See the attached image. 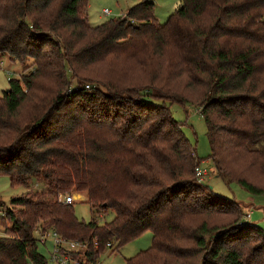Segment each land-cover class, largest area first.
Wrapping results in <instances>:
<instances>
[{
  "label": "trees",
  "instance_id": "obj_1",
  "mask_svg": "<svg viewBox=\"0 0 264 264\" xmlns=\"http://www.w3.org/2000/svg\"><path fill=\"white\" fill-rule=\"evenodd\" d=\"M89 2L0 0V59L33 63L0 97V177L44 183L10 207L0 197V264H50L37 230L88 264L147 232L152 247L127 264H264V229L239 225L256 202L198 183L205 160L169 107L198 108L218 177L264 201L249 180L264 183V0H181L164 24L143 0L99 26ZM75 192L89 223L60 200Z\"/></svg>",
  "mask_w": 264,
  "mask_h": 264
},
{
  "label": "rangeland",
  "instance_id": "obj_2",
  "mask_svg": "<svg viewBox=\"0 0 264 264\" xmlns=\"http://www.w3.org/2000/svg\"><path fill=\"white\" fill-rule=\"evenodd\" d=\"M143 0H90L88 9V20L90 25L99 26L102 23L122 17L126 12L134 7L135 5L141 3ZM154 4L156 2V16L161 24L166 23L169 16L178 9L181 0H151ZM109 10L112 14L109 16L105 15V11ZM124 14V15H123ZM122 15V16H121ZM32 61L28 62V69L24 65L19 63H14L10 61L9 55H3L0 59V97L4 95V92L8 91L9 83L12 79H19L21 75L25 73L26 68L27 73L31 72ZM96 67L92 68L89 73H85L86 78H91L93 80H98ZM76 86V83L73 84ZM156 105H161V102H152ZM168 105V103H167ZM171 113L176 121L182 124L183 134L189 139L194 146H196L197 154L202 159L205 160L202 167L207 169L209 172L208 178H206L207 185L210 190L217 197L235 200L237 202L249 205L250 203L256 202V207L245 209V213L252 215L249 224H255L256 226L264 229V201L261 199L258 202V198L251 196L247 191H245L241 186L234 183L228 185L224 180L218 177V171L214 166L213 162L209 159L211 155V148L209 145L207 137V127L200 114V110L192 105H169ZM249 180L257 185H264L263 182L256 178H249ZM44 187L42 181H36L34 186L30 190L16 188L12 189L10 187L9 179L6 177H0V197L6 202L10 207V201L12 198L21 196L30 191H41ZM74 195L76 202L74 204L75 216L76 218L85 223H89L92 220V213L89 204L87 203V196L84 193H71ZM262 205L259 206V205ZM106 216V217H105ZM103 215L99 219L101 224L105 222H110L115 214L110 212L108 215ZM229 219L219 218L218 220H209L211 226H219V228L226 226ZM242 221L239 222L241 225ZM153 235L151 232L145 233L142 237L131 242L120 252L110 255L109 252L102 255L98 264H127V261L131 258L136 257L143 251H146L152 247ZM39 253L42 256L49 257L48 251L40 246Z\"/></svg>",
  "mask_w": 264,
  "mask_h": 264
},
{
  "label": "built area",
  "instance_id": "obj_3",
  "mask_svg": "<svg viewBox=\"0 0 264 264\" xmlns=\"http://www.w3.org/2000/svg\"><path fill=\"white\" fill-rule=\"evenodd\" d=\"M104 13L106 16L110 15L109 10H106ZM208 175H209L208 170L201 167L197 171L198 183L201 185L206 184V178ZM60 200L65 205L74 204L76 202V199L73 194H69L66 197L60 196ZM250 213L244 217L243 221L240 223L241 226L249 223V221L252 218V215ZM34 235L37 244L45 247L46 250L48 251L49 253L48 258L50 264H88L85 261H79L78 259H73L71 256V253H73V251H75L78 247H80L79 244L60 239L58 236H56V234L50 232H41L37 230L34 232ZM50 238H53L54 241L53 244L49 246L47 243Z\"/></svg>",
  "mask_w": 264,
  "mask_h": 264
},
{
  "label": "crops",
  "instance_id": "obj_4",
  "mask_svg": "<svg viewBox=\"0 0 264 264\" xmlns=\"http://www.w3.org/2000/svg\"><path fill=\"white\" fill-rule=\"evenodd\" d=\"M155 5H156V2H155ZM110 14H112L111 11H110ZM123 15H124V14H123ZM121 16H122V15H121Z\"/></svg>",
  "mask_w": 264,
  "mask_h": 264
}]
</instances>
